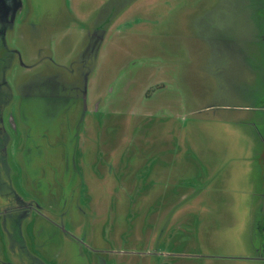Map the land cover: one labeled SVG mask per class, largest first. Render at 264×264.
Masks as SVG:
<instances>
[{
	"label": "rangeland",
	"instance_id": "1",
	"mask_svg": "<svg viewBox=\"0 0 264 264\" xmlns=\"http://www.w3.org/2000/svg\"><path fill=\"white\" fill-rule=\"evenodd\" d=\"M264 0H0V264H264Z\"/></svg>",
	"mask_w": 264,
	"mask_h": 264
},
{
	"label": "flooded vegetation",
	"instance_id": "2",
	"mask_svg": "<svg viewBox=\"0 0 264 264\" xmlns=\"http://www.w3.org/2000/svg\"><path fill=\"white\" fill-rule=\"evenodd\" d=\"M262 226H260V230L262 231V229H264V224H261ZM262 233H264V231H262ZM264 259V258H263Z\"/></svg>",
	"mask_w": 264,
	"mask_h": 264
}]
</instances>
